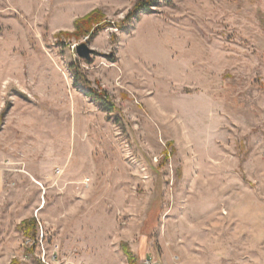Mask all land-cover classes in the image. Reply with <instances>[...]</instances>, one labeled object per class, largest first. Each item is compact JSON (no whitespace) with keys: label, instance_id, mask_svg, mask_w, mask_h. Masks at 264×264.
I'll list each match as a JSON object with an SVG mask.
<instances>
[{"label":"rangeland","instance_id":"1","mask_svg":"<svg viewBox=\"0 0 264 264\" xmlns=\"http://www.w3.org/2000/svg\"><path fill=\"white\" fill-rule=\"evenodd\" d=\"M137 1L0 0V264H264V0Z\"/></svg>","mask_w":264,"mask_h":264},{"label":"trees","instance_id":"2","mask_svg":"<svg viewBox=\"0 0 264 264\" xmlns=\"http://www.w3.org/2000/svg\"><path fill=\"white\" fill-rule=\"evenodd\" d=\"M154 1L155 0H139V1H137L134 4L132 10H130L129 16L137 15L140 10H143V11L149 10ZM97 11L98 10H92L90 12H87L82 18L78 19L76 21V26H75L76 30H75V32H78V31H80V32L81 31L88 32L91 29L90 25H93V23L100 22L101 18L98 15ZM97 98L100 99L101 97L98 95ZM123 245H126V244L123 243ZM125 255L127 256L128 261H129L130 264H135L134 260L132 259V255H131L130 250L129 251L126 250V254Z\"/></svg>","mask_w":264,"mask_h":264},{"label":"crops","instance_id":"3","mask_svg":"<svg viewBox=\"0 0 264 264\" xmlns=\"http://www.w3.org/2000/svg\"><path fill=\"white\" fill-rule=\"evenodd\" d=\"M4 168L2 167L1 163H0V194L2 193L3 189H4V183L5 182V172L3 170ZM128 243V242H127ZM129 246V250L131 252V255H134V261L135 264H159L157 261H153V260H148L147 258H143L142 255L140 254H136L134 252V249L131 248V246L128 244ZM145 257V255H144Z\"/></svg>","mask_w":264,"mask_h":264},{"label":"water","instance_id":"4","mask_svg":"<svg viewBox=\"0 0 264 264\" xmlns=\"http://www.w3.org/2000/svg\"><path fill=\"white\" fill-rule=\"evenodd\" d=\"M94 51L92 48H90L86 43H80L77 46V53L79 56L89 60L91 58V53Z\"/></svg>","mask_w":264,"mask_h":264}]
</instances>
